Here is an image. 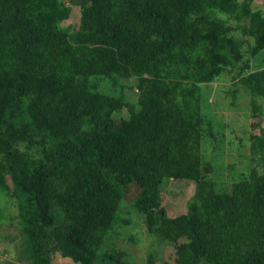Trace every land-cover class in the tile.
<instances>
[{
	"label": "trees",
	"instance_id": "obj_1",
	"mask_svg": "<svg viewBox=\"0 0 264 264\" xmlns=\"http://www.w3.org/2000/svg\"><path fill=\"white\" fill-rule=\"evenodd\" d=\"M69 1L81 6L76 28L62 24L65 0H0V192L16 205L19 238V259L4 264H51L56 251L80 264H153L152 252L132 263L126 250H101L130 184L138 190L125 214L140 212L148 233L175 241L177 264H264V130L251 135L249 167L228 165L221 146L205 144L219 135L224 145L225 127L202 93L235 70L251 113H264V66L249 69L234 33L259 53L264 7ZM170 178L194 181L173 216L161 193Z\"/></svg>",
	"mask_w": 264,
	"mask_h": 264
},
{
	"label": "rangeland",
	"instance_id": "obj_2",
	"mask_svg": "<svg viewBox=\"0 0 264 264\" xmlns=\"http://www.w3.org/2000/svg\"><path fill=\"white\" fill-rule=\"evenodd\" d=\"M71 12L69 17L62 21L63 25H70L71 28H76L79 24L81 6L79 4L71 3ZM253 7H264L262 0H252ZM233 22V21H232ZM234 23V22H233ZM234 33L243 39L244 58L249 61V69H254L264 66V48L256 55H249L247 48L252 38L241 36L239 29H235ZM235 70L224 71L216 79L211 82L202 84V93L205 94L208 102L206 111L219 117V122L224 125V145H221L223 136L214 139L210 137L205 139V144L208 150H211V144L217 143L214 146H221L224 149L228 165L242 164L243 167H249L251 160H248L243 155L250 156L251 135L261 133V128L264 130V113L261 115H253L251 113L248 99L249 96L245 89L237 83L234 74ZM124 83L132 84L135 78L122 79ZM107 85V84H106ZM100 87V88H99ZM102 91L115 93L110 89H105L99 85ZM126 98L135 100L137 97V89L129 86L125 89ZM115 117L126 116L127 109L124 107L116 111ZM217 125L214 124V129ZM223 132L222 126L215 131ZM209 144V145H208ZM238 154H242L239 156ZM217 155V154H216ZM214 154L210 157L214 158ZM222 156H215V161L222 163ZM239 159V160H238ZM214 160V159H213ZM248 162V163H247ZM225 171V170H224ZM226 172V171H225ZM226 174H222L220 178H224ZM8 181H10L8 177ZM138 188L135 184H130L123 198V211L120 215L129 217V222L118 221L114 227H111L106 236L102 252L105 251H119L126 250L129 252V260L132 263L143 262L147 255L152 252L157 255L153 264H177L175 261V244L176 242H159L154 235L147 232L145 229L144 219L140 212L136 210H128L132 198L136 194ZM194 191V181L183 178H170L164 181L162 185V202L165 205L169 215H177L186 211V203L188 198ZM17 208L13 199L0 192V264H4L8 260H18V222H17ZM183 240V237L180 238ZM27 263L26 260H23ZM51 264H80L73 261L70 257H63L57 251L52 254Z\"/></svg>",
	"mask_w": 264,
	"mask_h": 264
}]
</instances>
